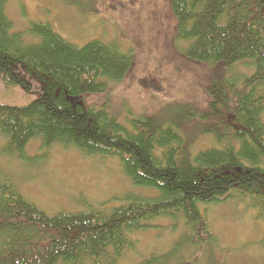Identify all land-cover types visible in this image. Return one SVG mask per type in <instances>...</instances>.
Here are the masks:
<instances>
[{
  "label": "trees",
  "instance_id": "obj_1",
  "mask_svg": "<svg viewBox=\"0 0 264 264\" xmlns=\"http://www.w3.org/2000/svg\"><path fill=\"white\" fill-rule=\"evenodd\" d=\"M169 10L178 53L212 76L204 109L188 117L213 146L195 153L181 112L122 121L110 111L106 94L128 75L131 51L101 40L71 44L48 23L14 31L0 0V83L38 92L24 105L0 103L2 153L25 161L39 140L112 157L133 187L99 208L47 213L0 171V264H118L134 248L131 236L159 218L180 224L182 241L140 264H193L214 242L204 208L229 200L253 210L264 247V0H170ZM182 247L193 255L179 256Z\"/></svg>",
  "mask_w": 264,
  "mask_h": 264
},
{
  "label": "rangeland",
  "instance_id": "obj_2",
  "mask_svg": "<svg viewBox=\"0 0 264 264\" xmlns=\"http://www.w3.org/2000/svg\"><path fill=\"white\" fill-rule=\"evenodd\" d=\"M169 1L6 0V14L14 31L25 32L31 22L48 23L71 44L101 40L115 42L123 52L131 51L133 65L128 75L121 83L112 84L106 94L110 111L122 121L125 116L139 115L168 120L181 112L182 135L195 153L213 146L209 137L197 134L188 117L204 109L203 87L212 76L210 69L185 60L175 48ZM26 38L30 41L32 37ZM36 88L34 85L33 92L25 93L0 83V103L24 105L37 97ZM3 145L0 138L1 174L25 199L47 213L99 208L133 190L115 158L86 157L58 146L41 148L39 140H33L24 151L27 159L21 161L5 156ZM203 213L214 242L195 253L182 247L179 256L188 258L194 253L193 264H264L260 220L246 204L229 200L209 205ZM151 224L152 228L131 236L134 248L126 251L118 264H140L181 243L185 232L180 224L175 227L161 218Z\"/></svg>",
  "mask_w": 264,
  "mask_h": 264
}]
</instances>
